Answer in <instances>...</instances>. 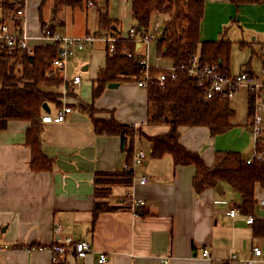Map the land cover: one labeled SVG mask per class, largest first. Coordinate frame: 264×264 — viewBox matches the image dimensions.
<instances>
[{
	"label": "crops",
	"instance_id": "1",
	"mask_svg": "<svg viewBox=\"0 0 264 264\" xmlns=\"http://www.w3.org/2000/svg\"><path fill=\"white\" fill-rule=\"evenodd\" d=\"M203 1L201 39L212 41L225 37L231 40L245 55L239 71L246 68L261 73L264 68V2L237 6L231 0ZM41 2L25 0L23 4L26 31L33 48L52 43L41 36V15L57 33L58 26L66 25L64 20L56 22L55 17L54 21L45 20ZM110 5L109 16L119 27L122 28L123 21L128 24V30L134 26L132 7L126 15L123 10H116L112 2ZM95 11L94 32H98V12ZM128 30L122 31V36H127ZM78 33L73 36L81 37L91 31L86 27L84 33ZM241 41L248 45L241 47ZM102 45L103 42H95L89 50H81L67 62L65 76L77 96L67 97L65 84L44 87L59 94L62 105L73 109L63 122H42V150L54 159L52 169L35 171L31 168L32 150L26 142L30 121L10 120L6 127H0V243L9 245L0 250V264H55L48 251L30 248L52 243V227L57 221L63 224V236L87 239L93 244L94 253L77 264H98L101 252L108 254L109 259L104 264H160L163 259H168V264H245L241 260L252 255L254 245L263 249L257 264H264V238L253 236L252 225L245 221L248 214L232 218L227 214L228 206L217 204L218 200L232 201L236 206L240 202L230 185L220 183L222 193L216 187L199 193L194 187V165H176L170 153L152 157L150 138L167 132L170 126L168 123L148 124L147 89L134 80L119 82L116 88L107 86L94 100V116L98 119L114 117L121 123L136 126L133 151L147 153L136 174L146 175L150 180L146 184L134 181L130 185L113 184L106 201L118 208L101 211L92 227L95 173L121 170L126 162L121 136L96 133L91 117L77 106L79 99L92 102L93 81L107 56ZM254 59L260 61L258 68L253 64ZM228 73H234L231 62ZM78 74L82 82L75 84L72 79ZM87 79L92 80L91 91L83 96ZM241 100L245 101V108ZM230 104L235 116L232 128L226 133L212 135L203 125L179 127L181 144L199 153L211 169L217 163L219 152H240L246 159L253 153L251 97L243 89ZM48 106L51 111L57 108L53 102ZM227 189L232 192L231 199L222 196ZM254 197L256 205L252 214L264 218L260 205L264 200V186L260 183L255 185ZM136 199L144 200L146 205H134ZM204 249H209L210 258L202 256ZM232 254H236L238 260L229 261Z\"/></svg>",
	"mask_w": 264,
	"mask_h": 264
},
{
	"label": "trees",
	"instance_id": "2",
	"mask_svg": "<svg viewBox=\"0 0 264 264\" xmlns=\"http://www.w3.org/2000/svg\"><path fill=\"white\" fill-rule=\"evenodd\" d=\"M48 0H42L40 10ZM54 13L63 6L73 10L89 8L92 2L98 12L99 30L117 36L113 53L107 51L106 61L98 70L93 81L92 102L78 100L80 110L91 117L94 129L98 134L119 135L122 139V149L126 153V161H130L134 153L133 136L136 126L121 123L114 117L110 119L96 118L94 100L98 98L110 83L137 81L144 71L134 56L128 57V52L135 54L134 40L122 36L117 21L112 20L106 10L97 7V0H54ZM237 6L242 3H261L264 0H231ZM134 26L141 28V33L149 30L156 17L164 14L162 32L157 42V49L174 64L189 62L193 56L199 55L202 63L217 62L223 72L230 71L233 42L225 37L212 41H204L200 37V25L204 15L203 0H130ZM24 0H0L4 12H12L23 6ZM42 26L48 27L52 33L55 28L43 21ZM116 26V29H113ZM246 47L247 42H239ZM59 54L58 42L34 48L30 55L25 50H8L0 48V127L7 126L10 120H28L31 122L26 133V142L31 147V168L35 171L52 169L54 159L48 157L42 150V115L45 102L55 103L60 107L63 102L60 95L44 87L64 84L63 76L47 72L52 69V62ZM161 70L150 71L148 93V119L150 125L168 123L167 132L150 138L152 157H160L165 153L172 154L176 165H194V187L197 192L216 187L220 183L229 184L239 194L237 204L242 214L254 213L256 200L254 189L257 183L264 186V160L247 163L240 152H219L214 168H209L201 155L187 149L180 142V126H207L212 135L226 132L233 126L232 119L235 110L230 100L219 96L205 98V89L199 85L196 78L184 70H178L177 78H168L163 86L158 82ZM66 96H77L71 85L66 83ZM251 107V106H250ZM249 107V113H250ZM252 109V108H251ZM251 115V113H250ZM133 170L97 171L95 173V204L92 217V227L95 226L101 211L117 209L106 199L111 194L113 184L132 183ZM253 236L264 238V218H255L252 224Z\"/></svg>",
	"mask_w": 264,
	"mask_h": 264
},
{
	"label": "built area",
	"instance_id": "3",
	"mask_svg": "<svg viewBox=\"0 0 264 264\" xmlns=\"http://www.w3.org/2000/svg\"><path fill=\"white\" fill-rule=\"evenodd\" d=\"M25 1V0H24ZM90 7H94L93 3H89ZM41 36L59 44V54L54 59L51 66L52 69L47 72L51 76L59 73L63 76L64 84L71 81L65 76L66 65L68 59L77 51L83 50L87 44H94L95 42H103L109 53H113L117 41V36L110 35L104 31L88 33L81 37L63 36L59 33H52L48 27L41 28ZM162 28L152 26L149 30L142 32L137 31L136 26L129 29L127 36L136 43L135 54L128 52V57L134 56L138 64L144 71L141 79L137 80L138 86L147 89L150 81V71L152 69L161 70L158 76V82L163 86L168 78L176 79L178 70L186 71L190 76L197 79L200 86L205 89V98H214L219 96L221 99L232 100L238 91L246 90L252 101V115H251V135L254 139L253 153L246 159L247 163L264 160V68L261 73L256 74L251 70L243 68L237 73L223 72L219 63H202L199 55H195L189 62L174 64L172 61L168 63H161V60L167 59L163 56L161 50L156 48L157 63H151V44L157 43L161 38ZM0 48L8 50L21 49L27 51L30 55L34 54V48L30 44V36L26 31V9L19 6L17 9L9 12H4L0 6ZM264 52V45H263ZM169 60V59H168ZM264 61V60H263ZM75 84L82 82L80 74L75 75L72 79ZM70 105L57 106L55 111L47 112L42 115L43 123L63 122L72 112ZM147 157L144 150H137L133 153L130 161L124 163L123 168L133 170L132 181L146 184L150 178L146 175L138 176L136 169L138 165L142 164ZM134 205L145 206L146 202L141 199L133 201ZM218 205H225L229 207L227 214L236 217L242 214L239 207L234 205L232 201L218 200ZM261 207L264 209V200L260 201ZM256 216L253 214L245 215V221L248 225H252ZM63 224L55 222L52 227L54 240L48 245L32 246L30 249L37 248L39 250H46L51 254L52 262L55 264H77L79 260L86 258L88 255L94 253V247L90 240L77 239L71 235H62ZM6 243H0V250L8 248ZM252 255L241 261L245 264H257L259 258L263 254V249L259 245L252 246ZM202 256L210 258L211 253L209 249L202 251ZM108 254L101 252L98 256V264H104L108 261ZM238 260L236 254L229 257V261ZM168 259H163L160 264H168Z\"/></svg>",
	"mask_w": 264,
	"mask_h": 264
},
{
	"label": "rangeland",
	"instance_id": "4",
	"mask_svg": "<svg viewBox=\"0 0 264 264\" xmlns=\"http://www.w3.org/2000/svg\"><path fill=\"white\" fill-rule=\"evenodd\" d=\"M129 1L130 0H97V7L100 10L105 11L107 3H108V9H109L111 6L110 3L112 2L113 7L116 10H118V9L123 10L126 13V15H128L130 12V8H131V4ZM54 7H55V1L54 0H48L45 3V5L43 6L42 13H43V17L45 18V20L47 19L50 21L51 20L54 21V17H55L57 19L56 22H58L59 19L65 21V23H66L65 27H63V26L57 27V29H58L57 31L60 35L74 37L73 35H75L78 32L84 33L86 31V27L88 30L91 31V33L94 32V29H95L94 27H95V23H96V11H95V10H97L96 7H89L88 9L87 8H83V9L78 8V9H74V10H76V11H74L70 7L63 6L59 9V11H57L55 13H54ZM164 16L165 15L162 14L161 16L154 18L153 27L157 26L158 28H162L164 18H165ZM127 17H129V16H127ZM120 29H123L121 31H124L126 29L128 30V24H126V22L123 21L122 22V28L120 27ZM92 44H87L83 50H89L90 46H92ZM102 47L105 50V48H106L105 43H104V45H102ZM79 52L80 51H77L68 60L78 56ZM244 59H245L244 53H242V51L237 49V47L233 46L232 53H231V71L234 73L238 72L240 70V68L242 67L243 62L245 61ZM150 60H151L152 64L157 63L155 43L151 44V59ZM168 62L169 61L165 60V59L161 60V63H168ZM259 63H260V61L258 59L253 60V64L257 68H258ZM66 74L68 75V72H66ZM91 85H92V80L87 79L84 83L83 96L89 95V92L91 91ZM240 102H241V105L243 106V108H245V101L241 100ZM239 117H240V115H239ZM224 133H226V132H224ZM221 134H223V133H221ZM232 190L236 194V196L239 197V194H237L234 191V189H232ZM222 196H224L226 198H230V199L233 197L230 189H227L226 192L224 194H222Z\"/></svg>",
	"mask_w": 264,
	"mask_h": 264
},
{
	"label": "water",
	"instance_id": "5",
	"mask_svg": "<svg viewBox=\"0 0 264 264\" xmlns=\"http://www.w3.org/2000/svg\"><path fill=\"white\" fill-rule=\"evenodd\" d=\"M113 29H116V26H113ZM136 29H137V31L141 30V28H140L139 26H136ZM161 38H162V37H161ZM108 86H109L110 88H116V87L119 86V82L110 83V84H108ZM43 108H44V110H46L47 112H50V107L48 106V103H47V102H45V103L43 104ZM216 190H217L219 193H222V192H223L222 184H218V185L216 186Z\"/></svg>",
	"mask_w": 264,
	"mask_h": 264
}]
</instances>
